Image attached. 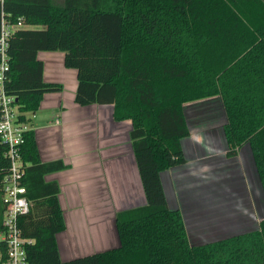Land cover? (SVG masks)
Instances as JSON below:
<instances>
[{
	"label": "trees",
	"instance_id": "1",
	"mask_svg": "<svg viewBox=\"0 0 264 264\" xmlns=\"http://www.w3.org/2000/svg\"><path fill=\"white\" fill-rule=\"evenodd\" d=\"M259 8L257 20L238 3ZM26 27L9 40L5 89L17 99L19 121H31L44 93L62 85L43 80L39 51H61L76 70L74 101L112 105L115 121L131 120L129 136L146 204L118 212L119 245L69 260L58 252L65 229L59 187L48 173L68 166L42 162L32 128L20 148L29 210L18 217L25 264H264L259 227L214 241L190 243L182 213L166 201L160 172L185 163L188 102L221 98L227 157L249 144L264 192V4L260 0H5L1 9ZM0 139L2 179L9 160Z\"/></svg>",
	"mask_w": 264,
	"mask_h": 264
},
{
	"label": "crops",
	"instance_id": "2",
	"mask_svg": "<svg viewBox=\"0 0 264 264\" xmlns=\"http://www.w3.org/2000/svg\"><path fill=\"white\" fill-rule=\"evenodd\" d=\"M37 57L44 64L43 80L63 87L43 94L30 121L41 161L68 166L44 176L59 187L65 222L56 234L60 258L117 247L116 214L146 204L129 136L131 120L115 121L110 104L75 103L76 70L64 66L63 52L39 51ZM184 114L190 131L181 140L186 161L160 172V180L168 206L182 213L190 243L257 229L264 218V192L249 144L226 156L221 98L188 102Z\"/></svg>",
	"mask_w": 264,
	"mask_h": 264
},
{
	"label": "built area",
	"instance_id": "3",
	"mask_svg": "<svg viewBox=\"0 0 264 264\" xmlns=\"http://www.w3.org/2000/svg\"><path fill=\"white\" fill-rule=\"evenodd\" d=\"M5 0H0L1 5ZM26 27L22 17L10 18L3 7L0 16V139L6 144L5 156L9 160L7 173L2 179L1 196L4 204L0 230V264H25L26 246L32 238L22 236L18 217L28 212L29 200L23 183L27 163L20 153L23 133L30 129V122L19 121L17 99L5 89L9 69V40L17 29ZM33 115V114H32Z\"/></svg>",
	"mask_w": 264,
	"mask_h": 264
},
{
	"label": "rangeland",
	"instance_id": "4",
	"mask_svg": "<svg viewBox=\"0 0 264 264\" xmlns=\"http://www.w3.org/2000/svg\"><path fill=\"white\" fill-rule=\"evenodd\" d=\"M237 8H238L239 11H242L243 13H247L250 16V19L252 21L257 20V17H256L257 13L256 12L259 13V8H257L255 6V4L240 2V3H238ZM254 204H255V206H258L259 205V201H254ZM258 208H259V206H258ZM260 208H262V207H260ZM260 212L262 214H264V211L260 210Z\"/></svg>",
	"mask_w": 264,
	"mask_h": 264
}]
</instances>
